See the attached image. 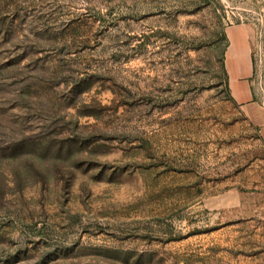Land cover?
Returning <instances> with one entry per match:
<instances>
[{"label":"rangeland","instance_id":"374dc122","mask_svg":"<svg viewBox=\"0 0 264 264\" xmlns=\"http://www.w3.org/2000/svg\"><path fill=\"white\" fill-rule=\"evenodd\" d=\"M235 25L264 0H0V264H264Z\"/></svg>","mask_w":264,"mask_h":264},{"label":"crops","instance_id":"0c3cea01","mask_svg":"<svg viewBox=\"0 0 264 264\" xmlns=\"http://www.w3.org/2000/svg\"><path fill=\"white\" fill-rule=\"evenodd\" d=\"M225 35L224 67L230 97L264 146V77L257 75L253 57L259 49L264 61V34L257 41L251 28L235 25L227 28Z\"/></svg>","mask_w":264,"mask_h":264},{"label":"built area","instance_id":"2783aa9c","mask_svg":"<svg viewBox=\"0 0 264 264\" xmlns=\"http://www.w3.org/2000/svg\"><path fill=\"white\" fill-rule=\"evenodd\" d=\"M253 53H254V55H253V57H254V64H255V67H257V63L259 65H261L263 59H262V56H261V53H260L259 49H258V52L257 51H254Z\"/></svg>","mask_w":264,"mask_h":264}]
</instances>
